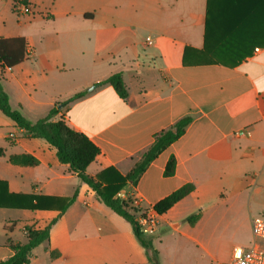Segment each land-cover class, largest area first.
I'll return each instance as SVG.
<instances>
[{
	"label": "crops",
	"instance_id": "obj_1",
	"mask_svg": "<svg viewBox=\"0 0 264 264\" xmlns=\"http://www.w3.org/2000/svg\"><path fill=\"white\" fill-rule=\"evenodd\" d=\"M29 1L31 8L43 4ZM8 2L0 0V39L24 38L29 54L14 68L0 65L11 107L36 122L86 91L62 106L60 115L99 148L101 155L87 170L93 177L108 169L111 177H125L157 134L191 117L184 134L136 186L127 182L118 196L130 206L149 208L194 186L160 216V230L151 237L158 252L167 237L229 264L235 247L249 246L251 223L250 241L232 242L221 260L201 237L210 221L213 235L227 218L253 211L252 222L255 211L264 215V0H52L45 19L34 16L31 22L63 19V33L38 42L4 26L2 5ZM49 43L63 44V50H50ZM187 49L202 63L185 65ZM118 73L126 99L110 85L99 86ZM0 149V187L6 183L13 194L59 199L45 200L47 210L0 208V263L15 255L10 241L25 244L26 229L43 230L58 218L30 264H149L131 224L99 202L53 146L30 137L1 111ZM21 155L38 164L10 161ZM171 157L176 170L166 177ZM75 195L61 214L64 200ZM199 211L195 225L186 222Z\"/></svg>",
	"mask_w": 264,
	"mask_h": 264
},
{
	"label": "trees",
	"instance_id": "obj_2",
	"mask_svg": "<svg viewBox=\"0 0 264 264\" xmlns=\"http://www.w3.org/2000/svg\"><path fill=\"white\" fill-rule=\"evenodd\" d=\"M23 1L24 3L29 2V0ZM189 51V49L185 51L184 64H201L202 62L198 56H195V60L191 59ZM28 55L27 42L24 38L0 39V65L2 67L9 69L14 68L23 63L28 58ZM102 85L112 86L122 99L128 97V91L125 87L122 74L120 73L114 74L105 81L99 83V86ZM85 94L86 91L75 94L67 101L53 107L45 118L32 122L27 119L20 110H15L11 107L10 98L4 90L0 80V111L11 119L16 124L17 128L25 131L30 137L44 140L53 146L57 150V156L60 162L69 165L70 171L76 174L83 183L96 193L99 202L103 203L115 214L131 224L138 242L146 251L148 261L151 264H159L158 251L154 248L151 237L144 236L137 226L135 212L139 210L138 207L130 206L129 203L119 197L118 194L122 192L127 182L133 187L136 186L140 176L147 170L149 165L184 134L192 118L185 117L171 128L157 134L152 145L143 153L141 160L125 177L119 174H116L115 177H111L108 172L109 169L93 177L87 173V170L101 155V152L86 134L75 130L69 125L66 117L60 115L61 109L59 108V105L66 106L84 97ZM0 156H3V151L1 149ZM10 161L15 164L32 167L38 164L37 160L30 155L14 156L10 158ZM175 170L176 160L174 157H171L165 169V176H173ZM193 191V185H185L157 203L153 208L162 216ZM47 199L52 201L59 200L37 195L13 194L8 191L6 183H2V187H0V208L30 211L47 210L48 207L44 204V201ZM75 199L76 195L70 199L64 200L61 214L74 203ZM201 214V211H199L189 216L186 221L193 226L200 220ZM57 221L58 218L54 219L43 230L26 229L27 242L25 244L10 241V246L14 250L15 255L11 259L1 262L0 264H30L33 251L49 240L51 228ZM57 255L58 253H52L53 258L57 257Z\"/></svg>",
	"mask_w": 264,
	"mask_h": 264
},
{
	"label": "rangeland",
	"instance_id": "obj_3",
	"mask_svg": "<svg viewBox=\"0 0 264 264\" xmlns=\"http://www.w3.org/2000/svg\"><path fill=\"white\" fill-rule=\"evenodd\" d=\"M20 1L22 0H17L15 5H17ZM41 1L43 4L39 5V7L35 6L34 8H31L32 12L30 14L17 13L15 9H13V0H10V3L8 2V4L5 3L2 5V9L4 11V26L6 28L13 29L14 33L21 32L27 36L30 35V37H33L36 42H38V40L45 35L52 36V34H56L57 32L63 33V19L50 24H45L44 21L39 23L31 22L32 17L40 16L42 19H45V14L49 13L48 5L52 3V0L51 2L50 0ZM49 44L51 45L50 50L55 48L63 50V44L59 47L52 46L51 43ZM262 199L264 201V192H262ZM252 214L253 211L251 215ZM254 214V218L258 216L264 217V215L258 213V211H255ZM246 215L247 216L238 215L234 218H227L222 221V223L220 222L221 226L213 235H210L209 231L213 222H208L209 227L203 231L201 238L213 247V253L218 260H221L222 257L226 255L232 242H236L238 240L250 241L249 228L251 215H248L247 213ZM169 234L170 232H168V235ZM158 257L159 264H225L221 263V261L214 262L205 252L200 249L197 250L196 248H193L183 240L175 241L174 239L167 237H164L162 240ZM149 264L151 263L149 262Z\"/></svg>",
	"mask_w": 264,
	"mask_h": 264
},
{
	"label": "built area",
	"instance_id": "obj_4",
	"mask_svg": "<svg viewBox=\"0 0 264 264\" xmlns=\"http://www.w3.org/2000/svg\"><path fill=\"white\" fill-rule=\"evenodd\" d=\"M16 12L30 14L32 12L30 1H20L16 5ZM147 42L151 44V39ZM264 192V188H263ZM135 212L136 223L140 232L146 237L157 235L160 230V215L153 207L141 208L137 205ZM252 242L249 246H237L233 249L232 259L229 264H264V217L258 216L251 222Z\"/></svg>",
	"mask_w": 264,
	"mask_h": 264
},
{
	"label": "water",
	"instance_id": "obj_5",
	"mask_svg": "<svg viewBox=\"0 0 264 264\" xmlns=\"http://www.w3.org/2000/svg\"><path fill=\"white\" fill-rule=\"evenodd\" d=\"M92 88H95V87H92ZM89 90H91V89H89ZM59 108L61 109L62 108V105H59Z\"/></svg>",
	"mask_w": 264,
	"mask_h": 264
}]
</instances>
